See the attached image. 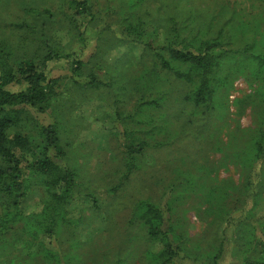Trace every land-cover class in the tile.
I'll return each instance as SVG.
<instances>
[{
	"label": "trees",
	"instance_id": "obj_1",
	"mask_svg": "<svg viewBox=\"0 0 264 264\" xmlns=\"http://www.w3.org/2000/svg\"><path fill=\"white\" fill-rule=\"evenodd\" d=\"M98 3L62 0L58 10L33 7V19L19 22L17 26L33 39L24 40L26 45L33 44V47L28 46L24 53L15 54L10 45L0 43V264H5L10 256H17L15 264H59L63 258L52 242L69 221L68 207L86 193L79 180L74 149H68L71 140L62 138L63 124L60 115H56V111L60 112V104L54 108L65 77L54 76L52 72L63 58L72 62L71 77L81 93L95 89L100 96L112 99L116 117H124V124L127 118H135L137 125L148 124L147 134L153 135L162 132L161 128L156 130L158 119L164 117L159 125L166 126L170 123L166 117L171 119L172 116V122L180 125V132L190 133L187 140L193 141L200 136L202 139L208 137V123L212 126L216 121L220 125L222 119L229 117L227 106L218 98L216 101V95L220 94L216 87L219 71L223 70L226 61L238 59L249 68L254 67L251 70L254 79L263 82L258 92L243 102L254 103L256 120L253 128L241 131L237 148L249 145L224 155L238 165L241 179L238 182L231 180V185L224 183L209 189L204 196L209 206L204 211L214 218H223L232 210H241L243 218L235 225V235L244 247V264H264V217L256 215V207L264 197V183H259L264 181V40H261L264 28L244 30L240 32L243 37L237 38L239 40L227 37L224 27L213 36L201 28L191 35H183L185 32L172 17L163 36H152L158 26L150 25L146 19L135 20L122 10L108 13L106 20L115 21L100 19ZM257 12L255 21H244L242 26L255 22L256 29L263 26L264 9ZM62 29L67 33L60 40L57 32ZM92 29L98 32L97 43L94 54L87 61L79 56L76 44L87 43L88 32ZM67 36L65 43L63 40ZM242 38L247 39L241 41ZM127 42L139 47L141 52L104 58L111 48ZM233 70L228 69L220 81L225 83ZM129 98L133 103L128 111L125 107L131 102ZM51 107L55 115L48 122H43L40 115L36 118L30 113L31 108L43 114ZM125 128L117 132L115 143L124 156L119 161L123 169L118 182L106 186L109 196L117 197L118 192L132 181L139 170L137 158L144 156L146 149L175 146V138L156 144L146 140L135 142L136 129L127 125ZM239 135L236 133L234 137ZM178 136L179 132L175 137ZM173 156L181 162L184 159L180 155ZM194 159L190 162L188 155L189 162L185 165L202 169L203 166ZM162 172L157 167L146 174L160 184L157 176ZM38 187L43 194L40 210L26 213L25 204L37 194ZM173 187L177 191L174 198L171 196L156 203L151 197H140L133 202L131 223L139 224L148 240L162 246L160 251L150 253L153 264H173L185 244L184 233L176 232L177 225L171 221L179 207L176 198L181 193L183 199H190L198 190L195 191L193 179L188 177ZM87 195L92 196L98 209L100 198ZM229 220L230 224L235 223L233 218ZM258 228L263 231L257 233ZM41 236L43 238L39 239ZM10 237L14 239L11 243L8 242ZM29 240L35 243L33 250L19 254V242ZM227 241L222 235L220 244L206 253L204 262L218 264ZM175 242L178 244L174 247ZM24 246L27 245L24 243ZM72 246L76 247L74 243ZM7 247L12 248L5 253ZM252 252L256 256L249 259Z\"/></svg>",
	"mask_w": 264,
	"mask_h": 264
},
{
	"label": "rangeland",
	"instance_id": "obj_2",
	"mask_svg": "<svg viewBox=\"0 0 264 264\" xmlns=\"http://www.w3.org/2000/svg\"><path fill=\"white\" fill-rule=\"evenodd\" d=\"M91 1L95 3L99 1L97 7L101 8L100 19L106 20L109 12L113 13L119 10H122L124 14H129L135 20L146 19L150 25L159 27L152 36H163L165 29L172 23L170 21L172 17L185 32L183 35H191L201 28L202 31H207L210 36H213L220 27H224V34L227 37L232 36L233 40H239L237 38L243 37L240 32L244 30L245 32L248 29L260 31L264 28V25H259V28L256 29V22L242 26L244 21H255L257 11L264 9V0ZM61 3L62 0H0V43L10 45L15 54L24 53L28 46L33 47V44L26 45L24 40L33 39L23 30L17 28L18 23L33 19V13H31L33 7L58 10ZM107 5L111 7L106 8ZM244 18L246 20H243ZM57 33L61 40L67 30L62 29ZM235 33L241 35L234 36ZM97 34L98 32L92 29L88 32L90 40L88 39L87 43L76 44L79 56L87 61L95 52ZM67 39L68 36L63 42ZM244 39L247 38H242L241 41ZM261 40H264V36H261ZM73 41L75 42V40ZM140 52L139 47L127 42L114 49L111 48L104 58L111 57L112 59L123 53L135 55ZM72 66L69 59L63 58L56 64L52 72L54 76L65 77L60 90L62 93L59 92V100L55 101L54 108L60 104V112L56 111V115H60L63 124L62 138L71 140L68 149H74V157L77 161L75 164L79 167L77 170L79 180L86 193H82L78 200L72 202L68 207L69 221L60 229L61 232H59L57 240L52 242L53 246L56 245L59 256L63 258L59 264H153L149 255L152 252L160 251L162 246L160 243L153 244L148 240L146 232L139 224L131 223L133 202L140 197H151L156 203L165 201L171 196L174 198L177 191L173 190V185L179 184L180 181L183 183L187 177L193 179L195 191H198L190 199H183L181 193L176 198L179 207L174 211L171 221L178 226H176V232L184 233L185 244H182L183 249L178 251L173 264H206L204 262L206 253L213 251L215 246L220 244L222 235H225L228 241L218 264H244V247L242 241L235 235V225L243 218L241 210H232L231 214L223 216V218H214L204 211L209 206V202H205L204 196L213 186H222L224 183L231 185V180L238 182L241 179L238 165H235L231 158H226L224 155H228L229 151H233L239 146L238 139L242 137L241 131L254 127L256 120L252 106L254 103L243 102L250 95L257 93L263 82L258 78L254 79L251 73L254 67L249 68L247 64L238 59L226 61L223 70L219 71L220 78L218 77L216 87L220 94L218 97L216 95V101L218 98L225 107L227 106L229 117L222 119L220 125H217L216 121L212 126L208 123V137L202 139L200 136L199 139H196L197 141H193L187 140L186 136H189L190 133L184 135L180 132V125L175 121L172 122L171 114V119L166 117V121H170L166 126L159 125L164 121V117L158 119L156 130L160 131L161 128L162 132H156L153 135L147 134L148 124L137 125L135 118H127V122L124 124V120H126L124 117L121 119L116 117L114 103H111L112 99L100 96L94 92L95 89L87 90L86 94H84L85 91L83 94L81 93L71 77L73 75ZM228 69L229 71L235 70L223 83V80L220 81V79L226 75ZM129 100L131 102L125 107V110L128 111L133 103L130 98ZM239 108L241 109L239 110ZM52 110L53 107L40 114L31 108L30 113L36 118L40 115L43 122H48L53 120L55 115ZM174 110L175 107L172 108V111ZM125 125L136 129L135 142L146 140L156 144L158 141L171 142L175 138V146H170L171 149H146L144 156L137 158L139 170L132 177V181L118 192L117 197L109 196L106 193V186L110 183H117L123 169L119 161L124 156L116 148L115 143L118 137L117 132L125 130ZM178 132L179 136L175 137ZM236 133L240 135L235 138ZM248 145L249 143L245 147L237 149H246ZM89 151L91 152L87 153ZM173 155H180L184 159L182 162L175 160ZM188 155L190 162L192 158H195L193 161L199 163V166H203V168L185 165L189 162ZM157 167L163 171L157 176L161 181L160 184H156L155 178L149 179V174H146ZM177 176L178 178H176ZM259 183H264V181H259ZM40 191L41 188H36L37 194L26 202V213L40 210L42 205L40 200L43 199V194ZM87 193L100 198L98 209L91 198L92 196L89 197ZM256 212L257 217L260 215L264 217V197L259 201ZM230 218H233L235 223L230 224ZM167 224H170L168 219ZM260 231L263 230L258 228L257 233H261ZM42 238L41 236L39 239ZM13 241V238H8L9 243ZM46 242L48 245H52L47 239ZM24 243L27 246H24ZM24 243L19 242L21 247L19 254L33 250V244L35 245L31 240ZM73 243L76 247L72 246ZM177 244L178 242H175L174 247ZM11 248L7 247L5 253ZM255 256L256 254L252 252L249 259H254ZM16 262L17 256H10L5 264H15Z\"/></svg>",
	"mask_w": 264,
	"mask_h": 264
}]
</instances>
